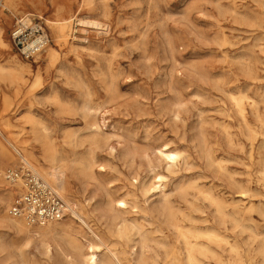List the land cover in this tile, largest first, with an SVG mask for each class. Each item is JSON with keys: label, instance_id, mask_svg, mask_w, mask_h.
Returning a JSON list of instances; mask_svg holds the SVG:
<instances>
[{"label": "rangeland", "instance_id": "rangeland-1", "mask_svg": "<svg viewBox=\"0 0 264 264\" xmlns=\"http://www.w3.org/2000/svg\"><path fill=\"white\" fill-rule=\"evenodd\" d=\"M19 18L43 20L50 32L51 44L35 60L23 58L11 42V29ZM59 26L67 34L62 43L56 39ZM0 65L25 79L19 85L0 79V143L7 152L6 158L0 152V217L17 219L10 213L13 191L3 178L4 170L23 162L22 155L31 162L33 156L42 167L63 170L68 196L79 207L93 193L104 212L103 200L124 199L128 210L123 215L141 224V231L149 233L147 238L161 239L162 234L153 231L158 223L150 215L131 212L134 203L140 207L145 199L132 193V180L138 174L140 181L154 182L155 173L149 170L145 155L166 146L190 156L179 159L181 165L174 174L157 169L167 176V192L173 193L181 182H200V189L211 191L229 210L238 211L240 225L233 227L229 222L223 228L214 219V207L195 190L191 192L199 196L197 206L206 212L175 210L176 221L183 226L202 232L216 229L225 236L226 242L219 245L207 236L198 239L222 254L221 262L199 255L202 263L261 262L264 0H0ZM232 95L246 97V120L238 114ZM174 103L181 107L179 119L172 116ZM24 141L29 143L27 150L22 149ZM46 141L57 150L55 161L42 149ZM206 152L214 163H209ZM85 160L91 163V171L83 168ZM151 197L157 200L158 194ZM87 214L90 229L111 248L125 257L134 245L139 250L138 230L122 238L108 229V214L97 210ZM66 217V222L50 223L51 234L72 223L84 244L95 242L89 228ZM173 232L164 231L169 236V255L156 248L154 264H186L184 240ZM14 241L23 239L0 218V264H16ZM232 243L238 245V254L231 253ZM23 252L25 264H48L33 247ZM145 253L147 259L151 254Z\"/></svg>", "mask_w": 264, "mask_h": 264}, {"label": "bare ground", "instance_id": "bare-ground-1", "mask_svg": "<svg viewBox=\"0 0 264 264\" xmlns=\"http://www.w3.org/2000/svg\"><path fill=\"white\" fill-rule=\"evenodd\" d=\"M91 23L95 24V25L98 24L97 22H91ZM53 24L62 25V22H54ZM56 39L61 43L67 39V34H66L64 26H59V32H58ZM5 72H7V73H5ZM0 79L7 80L8 83L11 85H13V84L19 85L21 83L22 84L25 83V79H24V76L22 74L17 73L14 69L6 71L5 68L2 67L1 65H0ZM39 81H40V77L36 76L35 83H38ZM231 100H232L235 108L237 109V112L240 115L241 119L243 121L246 120V107H245L246 97L243 95H232ZM250 106H251V109L255 108L254 103H250ZM171 111H172V116L175 119L180 118L181 107L179 106L178 103L173 104V108ZM183 113L184 112H182V114ZM91 127L97 128V125L95 123H92ZM97 138L98 137L95 136L93 139L96 140ZM28 144L29 143H27V141H24L22 143V149L27 150ZM250 144H251L252 154H253V152L255 151V138H252V140L250 141ZM42 149L45 153L50 152V154H52V160L53 161L56 160L54 154L57 152V150L55 149V147H51V145L48 144V142L46 141L44 143V145L42 146ZM172 150H169L165 146L164 149H162V148L158 149L156 152L152 153V155L147 154L148 151L146 152L145 158L147 161V166L149 167V170H151L155 173V177H154L155 181L154 182H149V180H148L149 183H146L145 181H140V179L138 178V174L132 180V186H133V188L131 187L132 193L134 195L140 194L145 199H144V204L140 207H139V205L137 206V204L134 203L132 205L131 212H138L139 213V211H140V212H143L145 214H148L154 219V222L158 223V226L156 228H154L155 230H153L154 232L162 234V238L158 239V240H155L154 238L153 239L147 238V235L149 233L147 234V233H144L141 231L143 228V226H140L141 224L138 225V224H136L137 222H133V220L130 222L129 221L130 219L126 218L123 215L128 210L127 202L124 201V199L118 200L116 202H114L113 200L112 201H107L106 199H105L106 201L103 200V204L107 208L106 212H104L99 206L101 203L100 200L99 199L97 200L96 194L93 193V195L92 196L90 195L91 197L89 199H87L86 203L82 207H79L78 204L76 202H74L72 199H70L68 196V188H67L68 184L64 178L63 170H60V168H58L56 166H50L49 168L42 167L41 165H39V162L37 161V159L33 158V156H32V162H31L30 160L25 159L22 155V159L24 161L23 160H21V161H23V162L27 161L28 163L25 162L27 164L30 163L29 165L31 167L33 166L32 168H33V170L35 169L34 171L36 172V174L39 177H41L67 203V205L69 207V212H68L67 216L72 222L80 223V225H82L83 227L90 229L89 223L86 221L87 218H85V216H89L87 214V212L88 213H90V212L94 213L97 210L98 212H101L104 215H106V214L109 215L110 225L108 226V229L110 231H114L116 234H119V236L122 237V236H130L134 230H138L140 239L137 242V244L139 245V250H138L137 246L134 245L132 247L131 252L129 251L130 254H128V256L125 257L124 256L125 253L122 254V252L121 253L117 252L115 249L111 248L110 245H108V243H106V241H104L102 239V237L97 235L91 229H90V231L93 234L95 242H88L87 244H84L82 242V240L79 239L80 231L78 229H75L76 227H74V225L72 223L65 224L60 233L51 234L53 231L50 227L51 226L50 223L44 225L43 228L32 229V228H30V226L28 227V225H26L24 220L22 221V219H18V218L12 219V218H9L5 214V215L1 216L0 218H1L2 222L5 223L6 228L14 231L15 233H17V235L19 237H22V239H23V241L21 243H19V241L18 242L14 241L12 243V247L18 251V252H16L17 256L15 257L16 264H25L26 263L27 256L25 255V253H27V251L25 253L23 251H24V249L28 250V249H31L32 247L36 250V252H38L39 254H41L45 257L48 264H154V263H156V261L158 259V255L157 254L154 255V254H152V252H155L156 248L163 249L166 257L169 255L168 251H167L168 237L169 236L167 237L165 235V233H166V232L164 233L165 230H167L168 233L173 232V231L178 232L180 234V236L183 238L184 244H185V246H184L185 257L184 258H185L186 264H207V262L202 263V261L199 258V255L204 256L205 258H208V259L211 258L212 260L221 262L222 261V254L219 253L218 251L214 250L211 245L206 244V243H200L198 241V239L202 236H207V238L212 239L213 242H215V243H217V245H219L221 242H226L225 236L222 235V233L216 229H209L205 232H202V231L198 230L197 228H193L194 226L193 227L183 226L180 221H176L175 210L180 209L179 212L183 211L185 209L189 210V211L197 210V211H201L202 213H205L206 209L197 206V203H196V200L199 197V196L196 197V195L199 194L204 198L205 201L208 202V204L211 207H214V213H215L214 219L223 228H227V224L229 222L232 224L233 227H237L240 225L238 220H237V217H236L237 216L236 214L238 213V211L236 209L229 210L227 203L225 201H223L222 199H220L219 197L215 196L211 191L206 190V189H200L201 188L199 186L200 182L199 183L195 182L192 185H187L185 182H181V183L176 184V186L174 187L173 193L167 192L165 189L167 187V183H166L167 176L162 175L161 172L158 173L157 169L162 167L163 169L165 168L166 171L169 172L170 174H174L176 172V169L178 168V165H181V164H179V159L183 158L184 160H188L190 158L189 155H185V154L182 155L181 153H179L177 151H172ZM17 151H18V149H17ZM0 152L5 158L7 157L6 148L4 147V145L2 143H0ZM135 154H136V152L132 151V155H135ZM206 157H207V160L209 161L210 164L214 163L213 157L210 154V152H206ZM207 165H209V164H207ZM82 166L86 170H89V171L92 170V165L89 161L85 160V162L82 163ZM224 167H226V166H224ZM221 168H222V166H221ZM185 178H186V176H185ZM202 178H204V177H202ZM172 179H173V177H172ZM169 180H170V178H169ZM230 181H233L232 178ZM238 183H240V182L238 181ZM234 184H236V183H234ZM236 186H237V184H236ZM192 190L197 191L196 192L197 194H195V196L192 194V192H191ZM210 190H212V188H210ZM242 192H243V194L246 193V191H242ZM239 193H241V191ZM155 194H158L157 200L155 198L151 197ZM107 196H109V195H107ZM108 199H109V197H108ZM95 202H97V203L93 206V203H95ZM182 205L185 208H182L181 207ZM182 214L186 216L187 213L186 214L182 213ZM142 216H144V215H142ZM66 218L64 219V221L66 220ZM104 218H107V217H103V219ZM101 219H102V217H101ZM181 220H183V219H181ZM152 222H153V220H152ZM107 223L109 224V222H107ZM233 227H232V229H233ZM241 227H243V226H241ZM104 228H106V227H104ZM145 228H144V230H145ZM100 229H102V228H100ZM57 231H58V229H57ZM103 231H105V230H103ZM138 231H137V233H138ZM148 232H150V231H148ZM223 232H225V231H223ZM99 234H101V233H99ZM48 235H53V236L51 238H48L49 237ZM55 236H58V237H55ZM121 240H123V239H121ZM125 240H127V239H125ZM110 241H112V240H110ZM124 241H122V243H124ZM228 244H229V242H228ZM103 247H105L104 253H102ZM146 251H149L151 254L147 259H146V253H145ZM230 251H232L231 253L234 252L237 254H238V252H240L238 245H236L234 243H232ZM258 253H259L258 255H260L258 257H260V259H261V262L259 264H264V245L262 247H260V249L258 250ZM254 258L256 259L257 257H254ZM240 259H241V257H240ZM232 264H236V263L232 262Z\"/></svg>", "mask_w": 264, "mask_h": 264}, {"label": "built area", "instance_id": "built-area-1", "mask_svg": "<svg viewBox=\"0 0 264 264\" xmlns=\"http://www.w3.org/2000/svg\"><path fill=\"white\" fill-rule=\"evenodd\" d=\"M11 42L27 60H35L51 44L50 32L43 20L19 18L11 29ZM12 188L10 213L29 226H44L62 221L69 212L67 203L41 178L33 168L21 162L3 172Z\"/></svg>", "mask_w": 264, "mask_h": 264}]
</instances>
